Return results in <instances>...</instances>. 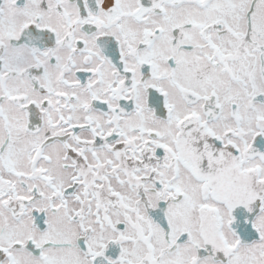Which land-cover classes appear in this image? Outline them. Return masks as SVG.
Wrapping results in <instances>:
<instances>
[{
  "label": "snow or ice",
  "instance_id": "obj_1",
  "mask_svg": "<svg viewBox=\"0 0 264 264\" xmlns=\"http://www.w3.org/2000/svg\"><path fill=\"white\" fill-rule=\"evenodd\" d=\"M0 264H264V0H0Z\"/></svg>",
  "mask_w": 264,
  "mask_h": 264
}]
</instances>
